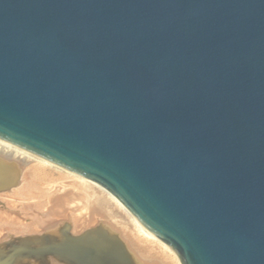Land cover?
<instances>
[{
	"label": "water",
	"instance_id": "obj_1",
	"mask_svg": "<svg viewBox=\"0 0 264 264\" xmlns=\"http://www.w3.org/2000/svg\"><path fill=\"white\" fill-rule=\"evenodd\" d=\"M0 139L105 188L181 264H264V0H0ZM19 174L0 154V192ZM51 258L137 264L101 223L0 241V264Z\"/></svg>",
	"mask_w": 264,
	"mask_h": 264
},
{
	"label": "bare ground",
	"instance_id": "obj_2",
	"mask_svg": "<svg viewBox=\"0 0 264 264\" xmlns=\"http://www.w3.org/2000/svg\"><path fill=\"white\" fill-rule=\"evenodd\" d=\"M0 154L20 168L17 184L0 192V241L47 232L56 238L65 224L79 235L101 223L118 234L137 264H178L174 256L181 264L166 243L102 186L2 139Z\"/></svg>",
	"mask_w": 264,
	"mask_h": 264
},
{
	"label": "rangeland",
	"instance_id": "obj_3",
	"mask_svg": "<svg viewBox=\"0 0 264 264\" xmlns=\"http://www.w3.org/2000/svg\"><path fill=\"white\" fill-rule=\"evenodd\" d=\"M50 172H51V174L52 175H54V170H50ZM26 177V175H23V178H25ZM30 213L28 212V213H26V216H28ZM91 240V239H90ZM133 255L135 256V254L133 253ZM174 256V255H173ZM136 257V256H135ZM175 258L174 259H176L175 261L178 263V264H180L179 263V261H178V259H177V257L176 256H174Z\"/></svg>",
	"mask_w": 264,
	"mask_h": 264
}]
</instances>
